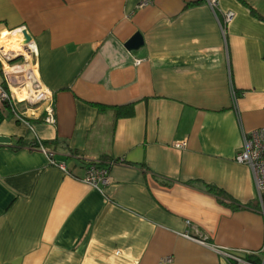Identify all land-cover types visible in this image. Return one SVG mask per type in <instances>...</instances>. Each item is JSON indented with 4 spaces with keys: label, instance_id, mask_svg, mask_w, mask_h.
I'll return each mask as SVG.
<instances>
[{
    "label": "crops",
    "instance_id": "1",
    "mask_svg": "<svg viewBox=\"0 0 264 264\" xmlns=\"http://www.w3.org/2000/svg\"><path fill=\"white\" fill-rule=\"evenodd\" d=\"M139 3L0 0V83L27 31L54 110L0 104V264H264V196L235 162L264 127V0Z\"/></svg>",
    "mask_w": 264,
    "mask_h": 264
},
{
    "label": "built area",
    "instance_id": "2",
    "mask_svg": "<svg viewBox=\"0 0 264 264\" xmlns=\"http://www.w3.org/2000/svg\"><path fill=\"white\" fill-rule=\"evenodd\" d=\"M206 2L210 9L212 11H215V9L217 8L218 0H206ZM152 3L153 0H140L138 6L142 9L152 5ZM232 18L233 13L229 12L225 14L223 22H219V26L223 35L225 33V24L230 23ZM23 50V52H21L24 59L23 61H21L22 63L11 65V63L13 61H16L18 58L16 53L7 55L5 58L7 61L4 59L6 63H4L5 61L2 62V69L5 74V82L6 86L8 87V92L3 88V85L0 84V104L9 103L11 102L12 96L14 98L16 97L14 90H20V88L24 84V77H21L22 74H28L30 77L26 80H30L29 82L31 83V85L37 86V91L33 93V101L37 104H43L45 102L48 103V107L44 112V122L47 125H52L54 123V110L51 105V97L49 96L47 91L42 90L37 78L33 73V70H30V68L28 67L30 62L28 56L33 59V55H31V53H33L32 48H24ZM0 59L3 60V56ZM21 79L23 80L21 81ZM233 99V101L235 102V98ZM30 103H32V100H30ZM48 159L49 163L66 172L65 168L62 165H57L53 161L52 154L48 153ZM235 162L237 164L246 166L250 170L257 193L259 195L260 202H262V196H264V127L252 131L241 130V149L235 156ZM106 176V170L99 169L97 166L92 165L88 168L83 182L91 188L98 189V185L105 182ZM224 256L229 260H233L235 264H252L229 253H224Z\"/></svg>",
    "mask_w": 264,
    "mask_h": 264
},
{
    "label": "rangeland",
    "instance_id": "3",
    "mask_svg": "<svg viewBox=\"0 0 264 264\" xmlns=\"http://www.w3.org/2000/svg\"><path fill=\"white\" fill-rule=\"evenodd\" d=\"M15 41V40H14ZM2 42L4 43L5 41L4 40H2ZM8 43V42H7ZM11 46H13V45H11ZM11 48V47H10ZM8 50H10L9 48H8ZM24 51V50H23ZM22 51V52H23ZM28 58H29V65H28V67L30 68V70H34L35 71V68H33L34 66H35V64H36V61L34 60V59H32V58H30L29 56H28ZM24 59H19V60H16V61H13L12 63H11V65L12 64H20V63H22L21 61H23ZM35 63V64H34ZM25 67V66H24ZM23 67V68H24ZM25 69V68H24ZM34 76V75H33ZM21 77H24V84H23V86L20 88V90H14V93L17 95V97H20V95L22 96V98H26V99H31L32 100V104L31 105H35L36 104V102H34L33 100H34V92H36L37 91V86H33V85H31V83L29 82V81H27L26 79H29V75L28 74H22V76ZM20 79V78H19ZM23 79H21V81H22ZM11 81V80H10ZM21 85V84H20ZM37 85V84H36ZM41 87V86H40ZM47 107H48V103L47 102H45V103H43V105L40 107V109L39 110H37V111H31V112H29V116H41L45 111H46V109H47Z\"/></svg>",
    "mask_w": 264,
    "mask_h": 264
},
{
    "label": "water",
    "instance_id": "4",
    "mask_svg": "<svg viewBox=\"0 0 264 264\" xmlns=\"http://www.w3.org/2000/svg\"><path fill=\"white\" fill-rule=\"evenodd\" d=\"M21 37L24 40L23 41V47L25 49L26 48L28 49L29 47L31 48L33 42H32L31 36L27 33V31H22ZM142 46H143V38L138 33L125 43V48L128 51H137ZM38 105H40V103L39 104L36 103L34 106H38ZM10 143H11V140L9 138L0 137V145H6V144H10Z\"/></svg>",
    "mask_w": 264,
    "mask_h": 264
},
{
    "label": "bare ground",
    "instance_id": "5",
    "mask_svg": "<svg viewBox=\"0 0 264 264\" xmlns=\"http://www.w3.org/2000/svg\"><path fill=\"white\" fill-rule=\"evenodd\" d=\"M14 40V39H13ZM18 41V40H17ZM9 44H12L13 46H11V48L9 47V49H12L13 51H19V47L17 46V44L15 43V41H11L9 42ZM8 44V45H9ZM8 48V47H7Z\"/></svg>",
    "mask_w": 264,
    "mask_h": 264
},
{
    "label": "flooded vegetation",
    "instance_id": "6",
    "mask_svg": "<svg viewBox=\"0 0 264 264\" xmlns=\"http://www.w3.org/2000/svg\"><path fill=\"white\" fill-rule=\"evenodd\" d=\"M31 55H33V53H31ZM33 57V56H32ZM23 59V57H22V54H21V56L20 57H18L17 58V60H19V59ZM1 67H2V65H1ZM0 84H5V86L3 87L7 92H8V87L6 86V82H5V79H4V81L2 82V83H0ZM2 104H7V103H2Z\"/></svg>",
    "mask_w": 264,
    "mask_h": 264
},
{
    "label": "trees",
    "instance_id": "7",
    "mask_svg": "<svg viewBox=\"0 0 264 264\" xmlns=\"http://www.w3.org/2000/svg\"><path fill=\"white\" fill-rule=\"evenodd\" d=\"M217 194H219V195H220L221 193H218V192H217Z\"/></svg>",
    "mask_w": 264,
    "mask_h": 264
}]
</instances>
